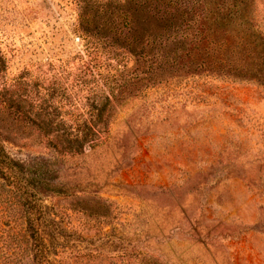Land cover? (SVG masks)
Wrapping results in <instances>:
<instances>
[{
	"label": "rangeland",
	"instance_id": "374dc122",
	"mask_svg": "<svg viewBox=\"0 0 264 264\" xmlns=\"http://www.w3.org/2000/svg\"><path fill=\"white\" fill-rule=\"evenodd\" d=\"M85 1L0 0L6 81L28 73L43 93L68 86V119L91 97L83 67L111 73L106 49L90 54L79 31L104 23ZM136 87L99 148L62 160L64 189L88 195L42 199L67 230L46 241L50 259L72 249L87 258L63 264H264L263 83L199 75ZM0 129L18 157L50 155L35 131L2 119Z\"/></svg>",
	"mask_w": 264,
	"mask_h": 264
},
{
	"label": "trees",
	"instance_id": "16d2710c",
	"mask_svg": "<svg viewBox=\"0 0 264 264\" xmlns=\"http://www.w3.org/2000/svg\"><path fill=\"white\" fill-rule=\"evenodd\" d=\"M259 3L83 2L86 11L94 9L105 17L95 29L82 31L80 23L87 50L92 54L98 53L100 47L106 49L112 62L108 70L119 75L107 72L106 77L105 72L102 77L94 68L83 67L81 80L90 84L91 97L79 119L61 114L63 101L68 99L63 96L69 91L68 86L45 89L43 93L28 73L6 81L7 63L0 52V120L35 131L50 151L46 157H18L8 148L0 129V264H63L64 259L87 258L66 249L57 261L50 259L46 241L55 238L56 231L67 230L56 218L47 217L42 199L88 195L64 189L66 183L60 176L62 160L93 152L103 144L118 108L134 98L131 87L150 90L169 85L171 80L199 75L264 85V31L257 24ZM47 97L57 99L50 108L44 107Z\"/></svg>",
	"mask_w": 264,
	"mask_h": 264
}]
</instances>
